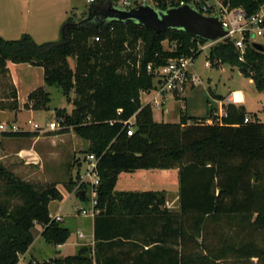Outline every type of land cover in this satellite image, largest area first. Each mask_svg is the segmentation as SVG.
<instances>
[{"label": "trees", "instance_id": "16d2710c", "mask_svg": "<svg viewBox=\"0 0 264 264\" xmlns=\"http://www.w3.org/2000/svg\"><path fill=\"white\" fill-rule=\"evenodd\" d=\"M109 1L93 3L90 20L68 18L59 40L38 42L27 32L18 39L0 35V111L7 109L17 116L23 108L49 109L51 101L50 93L40 87L20 104L9 62L42 67L45 84L60 87L72 101V113L57 108L56 115L65 116L66 125L90 140L89 152L97 157L96 249L100 239L117 243L124 234L119 226L127 217L139 234H155L143 239L149 247L143 246L135 264H264V122L236 103L224 104L226 115L211 107L207 118L184 113L177 123L154 120L151 103L141 102V93L155 87L147 63L193 54L198 37L182 29L155 33L133 20H105L101 11ZM263 1L233 3L253 13ZM166 39L176 44V50L164 49ZM139 44L142 48L137 50ZM73 57L74 68L69 62ZM209 58L212 65L238 66L264 91V48L250 45L241 56L232 41H218ZM86 113L94 116L92 122L85 119ZM247 115L254 119L246 122ZM130 118L135 121L131 135ZM2 136L34 137L38 132L5 131ZM147 168L179 169L180 213L165 207L164 191H114L118 172ZM61 198L55 183L38 188L0 160V264L20 262V255L34 241L36 225L48 243L68 240L71 230L49 212V203ZM166 240L173 244L169 250L161 244ZM105 263L127 264L117 254ZM28 264L101 262L91 248L82 246L76 255Z\"/></svg>", "mask_w": 264, "mask_h": 264}, {"label": "rangeland", "instance_id": "374dc122", "mask_svg": "<svg viewBox=\"0 0 264 264\" xmlns=\"http://www.w3.org/2000/svg\"><path fill=\"white\" fill-rule=\"evenodd\" d=\"M91 5L92 3H88L87 0H0V35L9 39H18L22 33L27 32L32 34L38 42L59 40L63 36L61 30L66 19L73 17L78 22L88 18ZM251 37L264 45L263 37H255L254 34ZM213 45L195 57L194 72L200 77L196 87L191 90L186 88L180 93L170 92L166 95H158L154 87L147 91L149 93H145L143 99H151L152 103H149L153 104L156 119L178 122L184 113L195 118H207L211 105H219V102L216 101L218 99L213 95H228L233 90H242L245 93L250 108L261 107V118L264 119V91L257 89L256 82L252 77L245 75L235 65L206 64L208 61L211 63L209 54ZM163 47L168 50H176V44L169 39L163 41ZM141 48L142 44H139L137 50ZM69 62L74 68L75 58H70ZM21 88L25 89L23 85ZM49 91L51 92L49 103L51 107L49 109L40 107L33 115L24 112L19 118H2L0 121H7L8 124L15 121L22 124L24 128H29L27 121L32 119L44 126L42 130H39L38 137L13 138L0 135V160L14 175L21 180L31 182L38 188L46 183H55L62 193V198L54 200L49 205V210L51 214L60 212L63 215L64 221L59 220L58 222L69 227L71 235L60 247L46 242L43 237L37 239L35 253L41 257L42 261L78 254L80 246L76 245L78 241L76 227L77 225L85 227L91 221L90 217L83 215L81 207H90L93 198L97 196L95 192L93 193L92 182L84 177L90 165L88 162L90 140L78 135L69 125H67L68 131L64 133H57L59 130H47V124L55 121L57 117L56 108L65 107L67 113L73 111L71 109L72 101L67 100L60 87L49 86ZM75 96L76 92L72 90L70 92L71 99L73 100ZM155 96H159L161 105L158 106L153 100ZM85 119L92 122L94 116L86 113ZM199 121L206 120L199 119ZM35 151L39 156L35 154ZM31 154L34 156L32 157ZM79 162L82 163L80 167L78 166ZM79 190H86L84 199L76 198ZM33 230L34 235L37 236L39 231L36 227ZM83 240L86 238H79V241ZM55 250H61L62 255L65 256L49 257L48 253L50 252L59 253ZM31 261L29 260V262ZM33 261L42 262L37 259ZM20 262H23L21 258Z\"/></svg>", "mask_w": 264, "mask_h": 264}, {"label": "crops", "instance_id": "0c3cea01", "mask_svg": "<svg viewBox=\"0 0 264 264\" xmlns=\"http://www.w3.org/2000/svg\"><path fill=\"white\" fill-rule=\"evenodd\" d=\"M8 67H9V70H11L12 81L18 90V99H19L20 104L25 102L28 99V96L32 92L38 90V88H40V87L44 88L46 91H48L50 93V98H51V92L49 91V86H47L45 84V81H44V70L42 67L31 66L28 63H24V62H20V63L9 62ZM21 85H23L25 87L24 90L21 88ZM194 87H196V85H192L188 89L191 90V88L193 89ZM234 91L235 92L236 91L241 92L240 93L241 99H239L241 101L234 102V103H236L237 105L245 106L246 111L249 115L254 114L253 116L258 118L260 121L264 122V119L261 118V113H260V111L262 110L261 107L250 108L248 106L249 100H247L245 93L242 90H233L232 93ZM145 93H149V92L145 91L141 94V102L144 104L151 102V99H148V100L143 99ZM232 93L228 94V95H223V94L213 95L215 98L218 99L216 101L219 102V105H216V106L211 105V107H213L215 110H217L216 111L217 113L223 111L224 110V104L225 105L228 104V101H226V99L228 97H231ZM174 96H175V94H174ZM219 96H222V99H220ZM177 98H179V97H177ZM155 99L159 101V96L158 97L155 96L153 98V100L155 101ZM151 105L153 108L154 120H156L157 122H163L164 120H162V119L161 120L156 119L155 109L153 107V104H151ZM50 107L51 106L49 105V108ZM61 108H63V107H61ZM66 108L69 109L68 107H66ZM71 109L72 110L74 109V105L72 106ZM37 111L38 110L23 108L21 110V112H19L16 116L13 111L5 109L3 111H0V121L2 120V118H16V117L19 118V116L24 112H29L31 115H33V114L37 113ZM166 122H168V121H166ZM178 122H180V121H178ZM38 136H34V137H38ZM27 154H26V156H28ZM35 154L39 156L37 151H35ZM31 156L33 157L34 155L31 154ZM117 174H118V178H117V181L115 183L114 191H116V192L164 191V192H166L165 207L167 209H169L170 212H172V213H176V214L180 213V210H181V208L179 206V199H180L179 175H180V173H179L178 168H164V169L147 168V169H137V170H133V171H129V172L120 171ZM78 194H80V193L77 192L76 198L84 199L85 196L81 197ZM70 196H72V194H70ZM52 202H54V201H51L49 203V205ZM49 212L53 218L55 216L61 214L60 212L56 213V214H51L50 210H49ZM86 217H90L91 221H89L90 223L87 224L85 227L83 225L82 226L77 225L76 235L78 236V241L76 242V245L79 244L80 248L82 246H87L88 248H91L92 256L93 257L98 256L101 264H106L105 262H107L110 258H112L113 254H117L119 256V258L127 264H135L137 256H139L143 252V246L146 249L149 247V246H147L148 244H144L143 239H145V238L148 239V238H150V236L152 234H154V233H151V234L148 233L145 235L139 234L140 232L138 231V227H136V224L134 222H128V220H127L128 218L125 217L121 226H119L120 231L124 232V234L119 235L117 243H114L112 245L110 240L100 239V240H98V245H97L98 247L96 249L95 248V244H96L95 217H91V216H86ZM61 221H64L63 215H62ZM61 226H64V225H61ZM67 228L70 229L69 227H67ZM36 229L39 231V234L37 236L34 235L35 238H34L33 243L29 246V249L23 255L20 256V258L23 261L22 262L23 264L29 262V260H35V259L42 261L41 257L37 256V254L35 253V249H36L35 242L37 239L43 237L42 236L43 229L39 225H36ZM149 230L150 229L148 228V231ZM80 232L83 233V236L79 235ZM162 235L165 236V234H162ZM154 236H155V234H154ZM79 238H84V239L86 238V240L79 241ZM161 244H165L164 245L165 250H169L168 249L169 245L173 246V244H171V240H169V241L166 240V242H164V243L162 242ZM62 245H63V243L60 245H57V246L60 247ZM149 245L152 246L151 243ZM55 251L59 252V253L57 254L55 252H50V253H48L49 257L65 256V255H62L61 250H55Z\"/></svg>", "mask_w": 264, "mask_h": 264}, {"label": "built area", "instance_id": "2783aa9c", "mask_svg": "<svg viewBox=\"0 0 264 264\" xmlns=\"http://www.w3.org/2000/svg\"><path fill=\"white\" fill-rule=\"evenodd\" d=\"M98 0H87L89 3H95ZM120 7H137L143 4H151L157 8L160 3L165 7H178L180 5H190L193 9L201 12L205 16H219L223 27L228 30L227 38H220L214 42L204 41L202 42L198 37L197 41V51H203L204 49L209 48L211 45L215 44L218 41H232L234 46L237 48L241 56L244 55L248 46H254V43H258L255 38L251 37L252 34L261 36L264 38V1L253 13H248L246 9L241 5H235L233 0H111ZM100 37H96V40H99ZM197 51H194L191 55L182 54L179 57L168 58L162 64H156L153 62L147 63V71L152 75L153 81L158 95L167 94V93H180L183 92L186 88L196 85L200 80L199 75L194 72V61L195 54ZM206 64H211L209 61ZM237 98L236 92L232 93L231 97H228L226 101L228 103H234L240 101ZM155 102L160 105L162 104L155 99ZM219 115H226L225 111L218 113ZM246 122L252 121L253 118L248 115L245 117ZM29 128H24L22 124H18L15 121H12L10 124L7 121L0 122V135L5 131H21L29 130L36 131L43 129V125L40 123L34 122L32 119L27 121ZM135 121L134 118H130L127 122L128 134L131 135L134 132ZM65 116H57L55 121H51L47 124L48 131H57L64 129L66 127ZM89 166L86 171L87 179L92 182V187L97 196L93 198L92 205L90 207H81V211L85 216L95 217L96 214L100 212L98 209V193L97 187L100 184V175H98L97 170L95 169L97 164V157L94 154H89ZM56 221L62 219V215L59 214L54 217ZM80 236H83V233H79ZM18 264H23L19 262Z\"/></svg>", "mask_w": 264, "mask_h": 264}, {"label": "water", "instance_id": "95a60500", "mask_svg": "<svg viewBox=\"0 0 264 264\" xmlns=\"http://www.w3.org/2000/svg\"><path fill=\"white\" fill-rule=\"evenodd\" d=\"M93 10L89 8L88 18H93ZM101 15L105 20H118L125 22L133 20L146 29L155 33H161L169 29H182L189 33L193 38H201L205 41L214 42L220 38H227L228 30H226L219 16H205L201 12L193 9L190 5H180L178 7H169L166 9L157 8L151 4H143L137 7L123 8L113 1L104 6ZM255 47L263 49V44L254 43ZM82 165L79 162L78 166ZM79 196L85 195L84 190Z\"/></svg>", "mask_w": 264, "mask_h": 264}, {"label": "bare ground", "instance_id": "6f19581e", "mask_svg": "<svg viewBox=\"0 0 264 264\" xmlns=\"http://www.w3.org/2000/svg\"><path fill=\"white\" fill-rule=\"evenodd\" d=\"M240 93H241V92L236 91L237 98H241ZM240 101H241V100H240Z\"/></svg>", "mask_w": 264, "mask_h": 264}]
</instances>
